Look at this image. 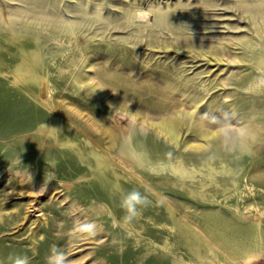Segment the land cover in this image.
I'll list each match as a JSON object with an SVG mask.
<instances>
[{"label":"rangeland","instance_id":"374dc122","mask_svg":"<svg viewBox=\"0 0 264 264\" xmlns=\"http://www.w3.org/2000/svg\"><path fill=\"white\" fill-rule=\"evenodd\" d=\"M262 61L264 0H0V264H264Z\"/></svg>","mask_w":264,"mask_h":264},{"label":"bare ground","instance_id":"6f19581e","mask_svg":"<svg viewBox=\"0 0 264 264\" xmlns=\"http://www.w3.org/2000/svg\"><path fill=\"white\" fill-rule=\"evenodd\" d=\"M263 63L264 62L262 61V64ZM171 108H173V107H171ZM168 112H170L169 111V108H168V110L166 109V111L163 112V117H162V119H163V121H162L163 125L157 126L156 127L157 129L156 130L159 132V134L164 135L168 139L175 140V141L177 140L178 141L180 139L181 132L184 129L183 126H184L185 122H184L183 119H180V118H178L176 116H173L172 114H170ZM141 123L142 124H147L148 123L150 126H154V124L149 123V122H146V121H144V122L141 121ZM211 129H213V127ZM223 132L224 131H221V129L216 130V131H213L212 134H209V133L206 132L205 133V135H206L205 136L206 137L205 144H199V145H195L194 144L193 145V144H191L192 142L190 143V141H187L186 142L187 143V146H189L191 148H197V149L204 148L207 145H209L211 143H214L222 135ZM117 160L121 164L122 163H125L124 162V158H122V157L117 158ZM152 170L155 171V172H161V171L168 170V173H170L171 175L175 176L179 180H183V181H186V179L188 177H194L190 172L187 171V169H185L183 167H175L173 165H171L170 167H159V168L158 167H152Z\"/></svg>","mask_w":264,"mask_h":264},{"label":"clouds","instance_id":"9594fccd","mask_svg":"<svg viewBox=\"0 0 264 264\" xmlns=\"http://www.w3.org/2000/svg\"><path fill=\"white\" fill-rule=\"evenodd\" d=\"M146 202V197L142 196L138 190H132L128 192L122 201V207L129 214L127 218L131 219L137 216L139 214L138 206L144 205ZM78 230L81 231L86 237L95 236L97 226L94 223H86L80 225ZM13 264H29V259L27 256L16 257ZM47 264H70V261L68 255L65 252L53 248L52 254L47 258Z\"/></svg>","mask_w":264,"mask_h":264}]
</instances>
